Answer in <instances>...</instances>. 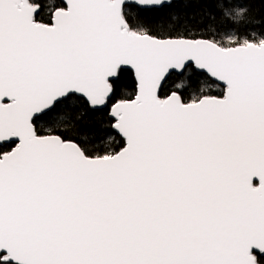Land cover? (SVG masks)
I'll return each mask as SVG.
<instances>
[{
    "label": "snow or ice",
    "instance_id": "6c2138e0",
    "mask_svg": "<svg viewBox=\"0 0 264 264\" xmlns=\"http://www.w3.org/2000/svg\"><path fill=\"white\" fill-rule=\"evenodd\" d=\"M208 2L0 0V264H264V0Z\"/></svg>",
    "mask_w": 264,
    "mask_h": 264
},
{
    "label": "trees",
    "instance_id": "16d2710c",
    "mask_svg": "<svg viewBox=\"0 0 264 264\" xmlns=\"http://www.w3.org/2000/svg\"><path fill=\"white\" fill-rule=\"evenodd\" d=\"M243 3V0H225V5L227 7H231V5L233 4H240ZM204 8L207 9V11L211 12L214 14L215 18H216V23H219L221 20V16H220V9L216 7V4L212 2V0H209V2L206 5H203ZM254 8H256L258 10L259 13L264 14V6L256 4L253 5ZM213 21L211 20V18L209 19V23H212ZM125 81H127V77L124 78ZM215 91L217 90H213V93H215Z\"/></svg>",
    "mask_w": 264,
    "mask_h": 264
}]
</instances>
